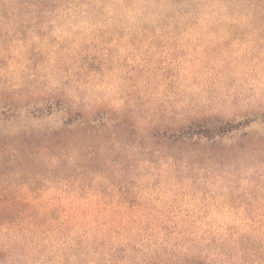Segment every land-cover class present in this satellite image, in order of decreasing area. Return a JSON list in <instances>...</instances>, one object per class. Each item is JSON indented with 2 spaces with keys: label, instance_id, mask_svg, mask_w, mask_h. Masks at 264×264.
<instances>
[{
  "label": "rangeland",
  "instance_id": "1",
  "mask_svg": "<svg viewBox=\"0 0 264 264\" xmlns=\"http://www.w3.org/2000/svg\"><path fill=\"white\" fill-rule=\"evenodd\" d=\"M26 1L0 8V264H264V0Z\"/></svg>",
  "mask_w": 264,
  "mask_h": 264
},
{
  "label": "trees",
  "instance_id": "2",
  "mask_svg": "<svg viewBox=\"0 0 264 264\" xmlns=\"http://www.w3.org/2000/svg\"><path fill=\"white\" fill-rule=\"evenodd\" d=\"M47 1H54V0H47ZM31 3H29V1L26 0H5L0 2V8H7V9H19L22 8L25 5L30 6ZM38 5L39 6H44L45 4V0H38ZM255 8L258 9L259 5H255ZM80 115L81 113H77ZM79 119V117H75L73 119H69L68 125H73L77 120ZM233 125H231L230 123H223V124H217L214 125V128L212 129L213 131L217 132V133H221L226 132V131H230ZM193 125H190L189 127H186V129L184 130H179V136H184V135H190L191 131L196 130L195 128H192ZM229 127V128H228ZM201 129H198L197 133L199 134H203L204 136H209L210 132H211V127L210 126H200ZM196 132V131H194ZM192 132V133H194ZM194 264V263H192ZM201 264V263H199Z\"/></svg>",
  "mask_w": 264,
  "mask_h": 264
}]
</instances>
